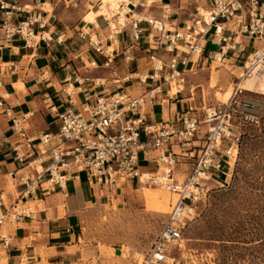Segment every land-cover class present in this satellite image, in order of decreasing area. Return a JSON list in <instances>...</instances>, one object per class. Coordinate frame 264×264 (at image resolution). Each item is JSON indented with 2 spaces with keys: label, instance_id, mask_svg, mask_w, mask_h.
<instances>
[{
  "label": "built area",
  "instance_id": "2783aa9c",
  "mask_svg": "<svg viewBox=\"0 0 264 264\" xmlns=\"http://www.w3.org/2000/svg\"><path fill=\"white\" fill-rule=\"evenodd\" d=\"M153 0L120 1L111 15L104 14L112 32L128 31V39L136 46L143 45L146 68H135L118 76L112 65L113 51L104 50L100 40L88 37L87 28L58 35L54 42L63 43L77 36L104 56L103 66L111 73L114 90L104 93L84 92L81 104L75 100L74 87L69 85L64 93L67 106L56 113L58 127L37 137L28 133L29 113L12 116L11 109L0 98V109L11 116L14 140L4 137L10 146L17 169L8 173L21 186L17 198H27L45 191L43 184L64 190L69 179H79L84 174L89 183L100 188L116 189L131 182L139 185L159 186L176 195L169 218L151 245L141 264H168L170 249L179 251L183 225L181 218L189 215L196 201L204 195L206 182L226 175L225 168L239 141L233 131L229 112L231 99L223 106H212L205 112L206 130L199 138L200 121L193 108L174 111L169 121L149 120L145 104L155 98L161 86L171 83L176 87L184 83V76L196 64L194 56H205L211 62L230 58L241 61L237 79L264 72V0H210L209 5L196 9L190 21L181 26L169 24L136 8L150 6ZM40 13L19 0H0V51L15 38L26 48L34 49L39 42L52 38L36 31L44 26ZM87 36V38H86ZM240 38L260 41L259 48L246 50ZM215 49H207V45ZM127 62L133 55H124ZM85 65V63H84ZM86 66L96 67L95 61ZM87 79V78H84ZM84 79L77 80L82 83ZM96 78L94 83L102 84ZM136 82L148 89L132 95L122 84ZM1 85V82H0ZM182 90L178 88L172 96ZM242 90L236 85L232 97ZM44 101H48L46 96ZM241 120L256 125L259 120L252 113H242ZM199 140V144L193 142ZM224 151H220L223 145ZM147 163L154 165L148 170ZM186 166L182 179L176 177L175 167ZM2 190L0 187V200ZM31 207L16 203L3 205L0 211V244L9 246L10 237L4 225H16L24 218L35 217ZM172 260L174 258L170 257Z\"/></svg>",
  "mask_w": 264,
  "mask_h": 264
},
{
  "label": "crops",
  "instance_id": "0c3cea01",
  "mask_svg": "<svg viewBox=\"0 0 264 264\" xmlns=\"http://www.w3.org/2000/svg\"><path fill=\"white\" fill-rule=\"evenodd\" d=\"M19 2L40 13L45 24L41 29L35 26V30L52 38L49 42H39L34 49L24 47L23 41L15 38L0 51V98L4 106L10 107L12 116L30 114L26 124L30 135L37 137L43 132L57 129L56 113L67 106L64 90L69 85L74 87L77 104H81L84 92L104 93L119 85L112 84L110 70L103 66L104 56L95 52L86 40L73 36L56 44L54 40L58 35L66 33L69 36L71 30L77 32L87 28L88 37L99 39L104 50L113 51L115 58L112 65L120 77L130 71L132 66L138 68V62L146 61L143 45L130 44L127 30L112 32L104 14L97 13L101 6L100 0ZM198 4V0H153L150 6L136 8L135 11L181 26L195 15ZM208 5L206 1V7ZM89 12H95L93 20L86 18ZM111 13L113 11L107 15ZM128 53L134 54L131 62L124 59ZM90 61H95L97 66H86ZM82 78L87 79L78 83L77 80ZM96 78L104 81L95 84ZM122 86L132 95L142 94L148 89L146 85L136 82ZM171 93L165 84L160 87L155 98L145 104L149 120L169 121L174 111L182 110L177 104L179 100ZM46 96L49 97L48 101L43 100ZM4 137L14 140L11 116L0 109V211L3 205L10 203H16L17 206L30 204L35 217L24 218L14 226H3L9 233L10 242L7 247L0 244V264H67L65 261L75 264L73 254H68V249L76 246L83 213L94 201L110 200L114 196L113 190L89 183L82 174L79 179L67 180L63 191L44 183L42 187L45 191L42 194L38 192L27 198H17L21 186L16 179L20 171L13 179L8 175L17 169V164L12 159L10 146L3 143ZM193 144L198 145L199 140ZM177 166L181 170L184 165Z\"/></svg>",
  "mask_w": 264,
  "mask_h": 264
},
{
  "label": "rangeland",
  "instance_id": "374dc122",
  "mask_svg": "<svg viewBox=\"0 0 264 264\" xmlns=\"http://www.w3.org/2000/svg\"><path fill=\"white\" fill-rule=\"evenodd\" d=\"M198 1L199 10L206 8V1L209 4V0ZM240 43L246 50L260 46L256 39L240 38ZM207 49L215 46L209 45ZM192 60L197 62L186 72L184 89L175 98L179 100L178 107L186 110L188 103L194 108L200 121V138L208 125L203 122L207 109L223 106L231 99V123L240 137L235 154L230 155L226 164V175L208 180L207 191L196 201L191 213L181 218L180 249H170V257L174 259L169 257L166 261L168 264H264V204L259 203L256 189L240 181L242 171L248 179L261 173L255 169L257 156L246 150L244 141L252 134L264 132V94L242 91L232 97L240 81L237 77L241 61L226 58L211 62L205 56H194ZM145 63L142 60L136 65L144 69ZM211 78L215 81L213 86H210ZM228 85H231V96L226 101L217 100L216 93L224 92ZM242 113L256 115L259 123H244L240 118ZM225 148L224 144L220 151ZM185 167L181 170L175 167L177 179H182ZM148 168L154 169V165L150 163ZM113 192L110 200L94 201L83 213L76 246L68 249L75 264H141L176 200L175 194L162 187L131 182L116 187ZM28 206L34 211L32 205Z\"/></svg>",
  "mask_w": 264,
  "mask_h": 264
},
{
  "label": "bare ground",
  "instance_id": "6f19581e",
  "mask_svg": "<svg viewBox=\"0 0 264 264\" xmlns=\"http://www.w3.org/2000/svg\"><path fill=\"white\" fill-rule=\"evenodd\" d=\"M120 1L127 2L129 0H100L101 6H100V9L97 13L107 14L108 8H109V10L113 11V13H114L117 10V8H118L117 5ZM94 15H95V12H89L87 14L86 18L89 20H93ZM214 82H215L214 79L211 78L210 86H213ZM173 85L171 88V91H172L171 94H174V92H176V90L178 88H180V90L184 89L183 84H180L179 87H176V86L173 87ZM237 85L242 91H251V92H255V93L264 94V72H260L258 74L252 75L250 77L242 78L240 81L237 82ZM215 96H216L217 100L226 101L231 96V85H228L227 89L224 92H222V93L217 92ZM159 195L160 194H158V196ZM180 245H179V247H180Z\"/></svg>",
  "mask_w": 264,
  "mask_h": 264
},
{
  "label": "trees",
  "instance_id": "16d2710c",
  "mask_svg": "<svg viewBox=\"0 0 264 264\" xmlns=\"http://www.w3.org/2000/svg\"><path fill=\"white\" fill-rule=\"evenodd\" d=\"M135 66V65H134ZM135 68H137L135 66ZM134 68V69H135ZM133 69V70H134ZM132 70V71H133ZM244 134H241V136ZM244 145L246 150L249 153H254L257 156L256 161V170H260V174L257 176H252L251 178H247L245 174H243L240 181L247 182V186H250L252 189L257 190V196L259 197V203L264 204V132L262 134H252V136L246 137L244 141ZM246 161V157H244V162Z\"/></svg>",
  "mask_w": 264,
  "mask_h": 264
}]
</instances>
